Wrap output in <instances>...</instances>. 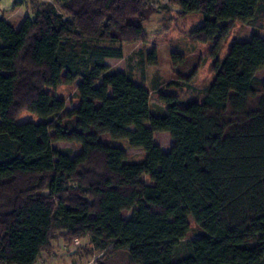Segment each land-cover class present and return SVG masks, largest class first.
<instances>
[{
  "label": "trees",
  "instance_id": "1",
  "mask_svg": "<svg viewBox=\"0 0 264 264\" xmlns=\"http://www.w3.org/2000/svg\"><path fill=\"white\" fill-rule=\"evenodd\" d=\"M169 1L201 14L190 36L213 41L214 76L186 102L159 94L160 115L146 87L105 62L123 56L114 44L145 41V0H68L67 17L45 4L17 26L0 17V264H36L55 241L85 237L133 264H264V38L253 29L264 0ZM147 62H157L154 51ZM77 78L79 103L63 116L15 122L18 101L55 117L65 102L46 88ZM154 132L168 133L165 150ZM102 134L143 158L128 161ZM59 140L77 145L72 157L52 146ZM189 217L201 233L185 240Z\"/></svg>",
  "mask_w": 264,
  "mask_h": 264
},
{
  "label": "rangeland",
  "instance_id": "2",
  "mask_svg": "<svg viewBox=\"0 0 264 264\" xmlns=\"http://www.w3.org/2000/svg\"><path fill=\"white\" fill-rule=\"evenodd\" d=\"M67 1L0 0V17L3 16L8 23L17 26L18 20L26 15L33 17L35 9H42L45 4L53 5L58 13L67 17L62 8V5ZM145 8L146 18L139 22L146 33L145 41L114 44V46L122 47L123 56L108 58L105 61L110 70L124 67L135 83L146 87L149 91L152 113H161L165 110L166 104L159 98V94H171L179 101L186 102L199 95L208 86L214 76L213 62L215 58L211 55L214 44L213 41L200 42L190 36V31L202 23L200 13L192 12L183 15L181 10L172 5L169 0H145ZM239 26V22L232 25L216 59H223ZM253 29L264 38V20L258 22ZM153 51L157 62L149 64L147 54ZM172 54L180 57L182 62L174 65L171 59ZM191 74V79L185 81L186 77ZM257 76L264 80V70H259ZM79 80L77 78L72 84L59 85L56 89L46 88L52 95L62 98L65 102L64 110L55 117L43 118L33 112L26 111L21 108V101H18L14 105L15 122H49L56 117L63 116L67 110L79 103L76 90ZM50 134H53L52 130H50ZM100 140L108 145L122 147L128 155V161L137 162L143 158L144 151L129 147L126 139H114L107 134H102ZM153 140L162 150H165L169 142V135L167 132H155ZM52 146L69 157H72L77 149V145L70 141H54ZM141 180L148 184L151 183L147 175H142ZM130 214L131 210L122 212V216L125 218H128ZM188 220L190 230L185 240L193 239L201 233L193 219L189 217ZM52 251L43 257L47 264H94L95 260L103 261L105 264H133L129 262L125 251L121 250L113 254L102 251L95 247L88 237L79 239L73 244L55 241Z\"/></svg>",
  "mask_w": 264,
  "mask_h": 264
},
{
  "label": "crops",
  "instance_id": "3",
  "mask_svg": "<svg viewBox=\"0 0 264 264\" xmlns=\"http://www.w3.org/2000/svg\"><path fill=\"white\" fill-rule=\"evenodd\" d=\"M106 59H108V58H106ZM105 59V60H106ZM106 62V61H105ZM107 63V62H106ZM179 75V74H178ZM151 109V108H150ZM165 110H163V112H164ZM163 112H161V113H154V114H157V115H160V114H163ZM155 133V132H154ZM42 256L44 257L45 256V254H42ZM43 261V262H42ZM48 262V261H47ZM49 263V262H48ZM36 264H47L46 262H44V259L43 258H41Z\"/></svg>",
  "mask_w": 264,
  "mask_h": 264
}]
</instances>
